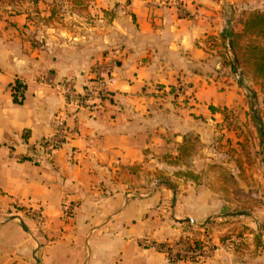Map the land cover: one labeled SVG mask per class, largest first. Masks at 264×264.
<instances>
[{
  "label": "crops",
  "instance_id": "obj_1",
  "mask_svg": "<svg viewBox=\"0 0 264 264\" xmlns=\"http://www.w3.org/2000/svg\"><path fill=\"white\" fill-rule=\"evenodd\" d=\"M177 1L92 0L76 30L66 3L0 2V264H169L152 245L184 236L215 248L203 264H264L252 83L228 65L229 32L264 0ZM112 50L106 95L61 96ZM57 115L73 135L34 156Z\"/></svg>",
  "mask_w": 264,
  "mask_h": 264
},
{
  "label": "built area",
  "instance_id": "obj_2",
  "mask_svg": "<svg viewBox=\"0 0 264 264\" xmlns=\"http://www.w3.org/2000/svg\"><path fill=\"white\" fill-rule=\"evenodd\" d=\"M174 4L177 0H172ZM122 51L112 50L107 52L102 59L91 69L90 79L86 80L80 88L72 80H64L59 83V93L66 100L70 99L77 104L87 103L91 98H100L106 95L110 86L115 83V69L117 61L122 57ZM186 90L187 87L179 86L178 89ZM74 131L67 125L61 115H57L53 123V132L40 139L33 146L34 156L49 158L51 155L61 149L68 141ZM73 205H63L65 216L73 213ZM37 223L43 225L44 218L40 214L36 217ZM239 240L227 241L225 246L233 248L239 244ZM152 247L159 253L163 254L169 264H203L214 253L215 248L210 242L195 241L188 236L180 237L176 241L154 243Z\"/></svg>",
  "mask_w": 264,
  "mask_h": 264
},
{
  "label": "trees",
  "instance_id": "obj_3",
  "mask_svg": "<svg viewBox=\"0 0 264 264\" xmlns=\"http://www.w3.org/2000/svg\"><path fill=\"white\" fill-rule=\"evenodd\" d=\"M2 1L4 0H0V2ZM54 1L71 5L72 8L76 10L85 6L92 0ZM240 23L243 27L241 32L231 31L228 34L231 39L232 50L239 65V70L242 73L239 83H242L243 79H249L255 85H258L260 87V91L264 93V11L256 10L250 12L240 20ZM228 65L232 68L231 60L228 61ZM20 89L21 85L17 83H15L12 88L14 91L13 100L15 103L20 102L18 97ZM255 95L256 93L252 90L251 96L255 97ZM258 118L260 119L259 115ZM253 120L255 122V118H253ZM257 132L259 136V143L263 152L262 139L258 129ZM262 159L264 160V157H262ZM226 238L223 240H226ZM259 243H261V241H259Z\"/></svg>",
  "mask_w": 264,
  "mask_h": 264
},
{
  "label": "rangeland",
  "instance_id": "obj_4",
  "mask_svg": "<svg viewBox=\"0 0 264 264\" xmlns=\"http://www.w3.org/2000/svg\"><path fill=\"white\" fill-rule=\"evenodd\" d=\"M76 10H77V13L80 15V18H82V19H77L75 21L67 22L66 26L70 27L72 30L75 29L76 27H79V28L85 27L86 28L87 25H85V23H88L87 18L90 17L87 14V7L83 6L81 8L76 9ZM85 19H86V21H85ZM251 83L252 84L250 86V89L251 90L253 89V91L256 93L255 97H252L249 94V99L251 101V108L254 110L253 111V114L255 116L254 118H256V120L258 119V121H256L258 127L260 126L264 131V122L262 120V113L264 114V102H262V100H264V93L260 91V87L258 85H255L252 81H251ZM244 85L246 88H248L247 84H244ZM252 86L259 88L258 91H256ZM259 93H260V95L258 96ZM258 115L260 116V119L258 118ZM262 145H263V143H262ZM258 151H259L258 153L262 159V157H264V148H263V152H262V148L260 146V143H259V150ZM261 162L263 163V166H264V160Z\"/></svg>",
  "mask_w": 264,
  "mask_h": 264
},
{
  "label": "water",
  "instance_id": "obj_5",
  "mask_svg": "<svg viewBox=\"0 0 264 264\" xmlns=\"http://www.w3.org/2000/svg\"><path fill=\"white\" fill-rule=\"evenodd\" d=\"M227 0H225L226 2ZM226 16H227V12L225 13ZM227 26L229 25V21L227 20ZM228 49H229V54L231 56V62H232V70L238 75L239 78L242 77V73L241 71L239 70V65H238V62H237V59L235 57V54L232 50V47H231V40L229 41V44H228ZM250 92V90H248ZM258 121V119H257ZM258 130L260 132V135H261V139H262V143H263V148H264V131L263 129L259 126L258 127Z\"/></svg>",
  "mask_w": 264,
  "mask_h": 264
}]
</instances>
